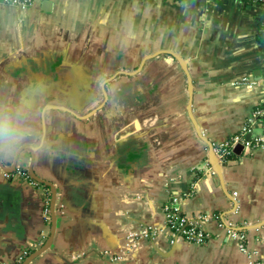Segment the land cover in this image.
I'll return each mask as SVG.
<instances>
[{"label": "crops", "instance_id": "obj_1", "mask_svg": "<svg viewBox=\"0 0 264 264\" xmlns=\"http://www.w3.org/2000/svg\"><path fill=\"white\" fill-rule=\"evenodd\" d=\"M264 4L249 0H0V264H264V144L217 166L210 144L264 135ZM220 163V162H219ZM207 234L176 238L172 203ZM218 216V217H217ZM245 233L246 250L226 235Z\"/></svg>", "mask_w": 264, "mask_h": 264}, {"label": "built area", "instance_id": "obj_2", "mask_svg": "<svg viewBox=\"0 0 264 264\" xmlns=\"http://www.w3.org/2000/svg\"><path fill=\"white\" fill-rule=\"evenodd\" d=\"M7 4L17 5L21 8H26L31 4L32 0H3ZM256 1L264 4V0H249ZM260 36L262 43H264V17H262L260 25ZM254 118L264 120V106L257 107L253 111ZM249 129L243 127V130L238 134H234L225 140L217 142L213 145V152L217 157L218 161L223 164L229 160L230 156L234 152L236 146L241 145L243 147L250 146H261L264 144V135L261 137H255L247 139L245 133ZM17 174H22L20 169H16ZM166 220L171 228L172 234L175 237H181L190 242L203 243L207 238L208 234L199 226L196 222L190 221L184 214L179 210L177 204L172 203L171 205L165 206L164 208ZM218 217V216H217ZM226 235L234 240L241 251L246 250L245 245V233L242 230L234 228L230 223L224 225Z\"/></svg>", "mask_w": 264, "mask_h": 264}, {"label": "water", "instance_id": "obj_3", "mask_svg": "<svg viewBox=\"0 0 264 264\" xmlns=\"http://www.w3.org/2000/svg\"><path fill=\"white\" fill-rule=\"evenodd\" d=\"M246 138H247V139H250V134H247V135H246ZM28 149H29V151H30V153H31V164H30V166H29V168H28V171H29L31 177L34 178L35 180H38L39 182H42V183H44V184H47L48 186L51 187V185H50L49 182H47L46 180H43V179L39 178V177L34 173V171H33V169H32V163H33V159H34V149H33V148H29V147H28ZM241 149H242V146H241V145H238V146L235 147L234 151H235V152H240ZM18 153H19V151H18ZM18 153L16 154L15 159H14V161H13V163H12V167L9 168V169H6V172H13L14 170H16V169L18 168V167H16V161H17ZM209 161H210L212 164L216 165V167H217V166H221V165H220L221 163H219L217 157L215 156V154H214V152H213V145H212V144H210ZM0 165H1V164H0ZM222 165H223V164H222ZM52 191H53V189H52ZM50 207H51V221H50V223H51V234L49 235V237H48V239L46 240V242H45V243H44L39 249L33 251L30 255H28V256H27V257L21 262V264H26L31 258H33L34 256H36L37 254H39L40 252H42L47 246H49V244H50V242H51V239H52V238H51V237H52V233H53V230H54V227H55L54 195H53V194H52V198H51V204H50ZM240 230H241V229H240ZM176 238H178V237H176Z\"/></svg>", "mask_w": 264, "mask_h": 264}, {"label": "clouds", "instance_id": "obj_4", "mask_svg": "<svg viewBox=\"0 0 264 264\" xmlns=\"http://www.w3.org/2000/svg\"><path fill=\"white\" fill-rule=\"evenodd\" d=\"M30 107L27 103L22 104L18 109L16 115L6 113L0 108V148L6 142H14L23 136L21 128V121L18 118L21 112L26 111Z\"/></svg>", "mask_w": 264, "mask_h": 264}, {"label": "flooded vegetation", "instance_id": "obj_5", "mask_svg": "<svg viewBox=\"0 0 264 264\" xmlns=\"http://www.w3.org/2000/svg\"><path fill=\"white\" fill-rule=\"evenodd\" d=\"M28 150H29V149H28ZM29 153H30V151H29ZM34 155H35V150H34ZM30 156H31V153H30ZM30 158H31V157H30ZM33 161H34V159H33ZM30 164H31V162L29 163L28 166H18V169L21 170V173H22V174H17V173L15 172V170H14L13 172L10 173V176H12V177H17L18 179H21L22 181H26V182L32 183V184H34L36 187L42 189V191H43V200H42V202H43V208H42V211H43V212H42V213H43V217L45 218V221H46L47 223H48V222L50 223V221H51V207H50V204H51L52 194L54 195V199H55V190H54L52 184H51L48 180H46V179L40 177V176L35 172L34 167H33V163H32V169H33L34 173H35L39 178H41V179L46 180L47 182H49L50 185H51V187L48 186L47 184H44V183H42V182H39L38 180H35L34 178L31 177V175H30V173H29V171H28V168H29ZM52 189H53V191H52ZM54 205H55V201H54ZM54 210H55V208H54Z\"/></svg>", "mask_w": 264, "mask_h": 264}, {"label": "trees", "instance_id": "obj_6", "mask_svg": "<svg viewBox=\"0 0 264 264\" xmlns=\"http://www.w3.org/2000/svg\"><path fill=\"white\" fill-rule=\"evenodd\" d=\"M233 154V153H232ZM231 157V156H230Z\"/></svg>", "mask_w": 264, "mask_h": 264}]
</instances>
